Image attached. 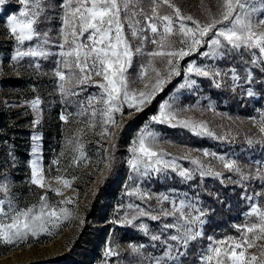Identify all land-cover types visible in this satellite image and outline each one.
<instances>
[{
  "label": "rangeland",
  "instance_id": "rangeland-1",
  "mask_svg": "<svg viewBox=\"0 0 264 264\" xmlns=\"http://www.w3.org/2000/svg\"><path fill=\"white\" fill-rule=\"evenodd\" d=\"M171 2L181 9L183 15H190L201 22L206 20L209 10L217 12V0ZM44 3L47 6L35 27L41 33L47 32L53 42L44 46L45 50L58 52L59 49L53 45L59 42L63 15L61 0H44ZM140 6L147 9L148 0H142ZM256 6L259 8V3ZM23 7L21 0H5L0 5V117L6 130L18 136L20 148L3 152L0 181L7 178L8 197L18 208L39 207L41 195H46L49 205L72 209L74 217L70 222L62 223L58 232L54 230L53 236L41 234L39 238L29 237L15 246L0 244V264H156L157 260L161 264H186L190 251L193 252L190 258L197 257L201 263V254L213 241L241 237L243 224L245 226L240 221L242 217L248 214L254 216V220L246 217L247 224L257 221L258 217L252 214V209L259 206L264 211V200L260 197L261 192L264 194V142L260 132L264 125V55L259 54L258 50L229 49L223 56L211 57L202 55L211 51L206 43L198 46L197 51L177 59L180 74L173 75L143 111L135 112L125 105V115L119 118L115 135L105 140L100 135L99 124L95 129L89 128L85 123L88 117L77 115L82 102L87 107L85 98L98 93V88L88 83L80 86L85 90L79 95L62 96L55 75L58 56L13 59L18 48L27 50L38 43L34 38L20 45L10 34L7 22L12 16L19 17ZM158 11L170 10L162 6ZM136 19L140 20L139 27L146 26L143 17ZM185 23L191 26L190 22ZM158 27L162 32V26ZM176 28L178 24L174 25V30ZM124 35L133 49L140 43L138 38L131 36L126 22ZM145 35L148 39L143 42V52L147 53L155 50L157 45L151 43L153 34L150 30L138 33V36ZM87 37L88 33H84L81 38L86 44L89 43ZM170 39L176 42L178 48L184 47L179 43L178 34ZM208 39L205 37V41ZM147 60L145 55L133 56L127 72L129 79L139 75L141 66ZM152 60L153 66L162 75L165 74L167 68L161 58ZM190 63L195 67H211L220 75L189 73L186 69ZM145 79L154 81L155 73L149 69ZM37 98L41 103L38 110H33L31 102ZM163 104L172 106L177 114L176 120L158 123L152 119L159 117ZM129 111L134 114L127 115ZM62 115L67 116V123L61 119ZM36 118L39 119L38 124L34 123ZM185 120L190 124L206 125L214 135L195 134L190 127L183 126ZM145 130H151L160 137L159 148L168 153L165 160L175 158L177 171L167 168L155 172L142 166L134 171L131 168L133 141ZM33 136L40 139L33 140ZM73 137L79 140V151L85 157L78 165L71 161L79 155V151L75 150V145L66 143ZM249 140L253 142L249 143ZM34 148L39 151L34 153ZM22 149L25 156L21 154ZM205 152L209 155L205 156ZM211 154L235 160L244 178L237 172L229 171ZM105 157L110 159V164L107 161L101 163ZM33 160H38L43 169L45 188L30 182ZM192 161H199L205 168L201 169ZM209 166L212 172L219 175H202L201 172ZM179 170L189 171L191 178L181 177ZM216 178L229 189L242 191L246 195L248 208L240 219L235 218L236 223H231L239 230L235 233L228 226L222 231L206 230L209 212L197 188L200 181L206 180L211 191L217 190L213 184ZM64 179L70 181L71 187L63 185L61 181ZM56 188L61 190L62 195L51 190ZM204 192L212 194L210 191ZM141 194L145 198L142 199ZM163 196H167L168 200H158ZM69 199L74 203H60ZM170 201H175L177 206L180 202L188 205L184 209L185 214H202L203 223L192 225L193 231L200 235L190 240L187 248L180 249L182 255L175 251L178 247L176 242L169 239L177 234L176 230L164 227L165 224L175 223L176 217L161 214L162 211L171 210ZM140 210L149 214L141 215ZM152 216L158 218L152 219ZM153 236L159 239L153 240ZM203 239H206L203 247L191 245ZM256 244H264V239L256 241ZM168 245L173 246L170 255ZM108 248L114 249L118 255L106 256ZM227 250L223 248V251ZM247 253L259 256V249L253 247Z\"/></svg>",
  "mask_w": 264,
  "mask_h": 264
},
{
  "label": "snow or ice",
  "instance_id": "snow-or-ice-1",
  "mask_svg": "<svg viewBox=\"0 0 264 264\" xmlns=\"http://www.w3.org/2000/svg\"><path fill=\"white\" fill-rule=\"evenodd\" d=\"M4 3L5 0H0V5ZM21 3L24 7L19 13V17L12 16L7 22L10 34L20 45L25 41H33L34 38L38 40V43L35 47H29L27 50L18 48L13 59L58 56L55 75L58 77L59 91L62 96L79 95L81 91L85 90L80 86L88 83H92L98 88L100 90L98 93L90 94L85 98L87 107H84L82 102L77 115L88 117L85 123L89 128L95 129L99 124L100 135L105 140L111 139L115 135L114 129L119 124V118L125 115V105L135 112L143 111V108L151 102L156 93L163 90L164 84L173 75L180 74L177 59L197 51L198 46L206 43L211 51H206L202 55L211 57L223 56L229 49L258 50L259 54L264 55V0H217V12L213 13L209 10L204 22L198 21L190 15H183L181 9L171 0H148L147 9L140 6L142 0H61L60 7L63 9V15L59 28V42L53 45L59 49L58 52L45 50L44 46L53 42L49 39L47 32L41 33L35 27L47 6L44 0H21ZM257 3L260 5L259 8L256 6ZM162 6H167L170 11H158ZM138 16L144 18L145 27H139L140 20L136 19ZM185 21L190 22L191 26H188ZM125 22L131 36L140 40L135 49L124 35ZM176 24H178V28L174 30ZM158 25L162 26V32ZM218 25H222V27H218ZM148 30L153 34L151 43L157 45V48L144 53L143 42L148 37L146 35L138 36V33ZM84 33H88L89 43L87 44L81 39ZM157 34H159L158 38ZM177 34L179 43L184 47L178 48L176 42L170 39L172 35ZM205 37H209V39L205 41ZM136 54L145 55L148 60L145 65L141 66L139 75L129 79L128 68ZM157 57L161 58L166 65L167 70L163 75L153 66L152 58ZM149 69L155 73L154 81L145 79ZM186 71L195 72L200 76L220 75L219 71L211 67H195L191 63ZM233 79L235 80L236 77L234 76ZM249 94L251 95V93ZM40 103L38 98L32 100L33 110H38ZM133 114V111L127 113L129 116ZM61 119L67 123V116L62 115ZM152 119L158 123H170L177 119V114L171 105L163 104L160 106L159 117ZM34 123L38 124L39 119H34ZM182 123L183 126L190 127L197 135H214L204 124L196 122L190 124L187 120ZM260 132L262 142H264V125L261 126ZM39 139V136H33V140ZM252 142L249 140V143ZM66 143L75 145L76 151L80 150L81 145L76 137L69 138ZM159 144L160 137L155 132L142 131L133 141L131 168L134 171L139 170L141 166L145 170L151 169L155 172L167 168L177 171L175 158L165 160L168 153L161 150ZM38 151V148L33 149L34 153ZM105 151H107L106 145ZM204 155L207 156L209 153L205 152ZM211 155L219 159L229 171L237 172L244 178L235 160H227L224 156L216 157L215 154ZM82 158H85L84 153L79 151V155L75 156L71 163L78 165ZM105 161L110 164L108 157H105L101 163ZM192 163L197 164L201 169L205 168L199 161H192ZM201 174L219 175V173L212 172L210 166ZM179 175L185 179L191 178V173L187 170H179ZM31 177L32 185L45 188L43 169L38 160L32 161ZM6 179L5 177L0 181V244L15 246L29 237L39 238L41 234L53 236L55 232L59 231L62 223L70 222L74 217L72 209L49 205L46 195H41L38 201L39 207L36 205L23 209L16 207L8 197L9 186ZM61 182L64 186L71 187L69 180L64 179ZM51 190L57 195H62L59 188ZM6 198L7 203H5ZM141 198H145L144 194H141ZM158 200H168V197H159ZM60 203L73 204L74 201L69 199ZM170 203L171 210L162 211L161 214L176 217L175 223L165 224L164 227L176 230L177 234L171 235L169 239L176 242L178 247L175 248V251L178 255H182L180 249L187 248L189 241L195 240L200 235L199 232L193 231L192 225L203 223L202 214L196 216H192L190 213L185 214L184 209L188 205L180 202L177 206L175 201H170ZM140 214L148 215L149 213L140 210ZM252 214L258 217L257 221L243 226L239 239L229 238L228 241H213L201 254V264H264V244H256V241L264 239V211L256 206L252 209ZM157 218L152 216V219ZM181 220L184 223H180ZM152 239L157 240L159 237L153 236ZM225 247L228 248L227 251H223ZM253 247H258L259 256L248 255L247 250ZM172 250L173 246L168 245L169 255ZM117 255L118 253L114 249L108 248L106 256ZM156 264H161V262L157 260Z\"/></svg>",
  "mask_w": 264,
  "mask_h": 264
},
{
  "label": "trees",
  "instance_id": "trees-1",
  "mask_svg": "<svg viewBox=\"0 0 264 264\" xmlns=\"http://www.w3.org/2000/svg\"><path fill=\"white\" fill-rule=\"evenodd\" d=\"M159 98H161V96ZM153 112L154 110L150 111L149 114H152ZM138 122H141V120ZM3 125L4 123L0 117V161L3 158V152H5L6 149H11L12 151L16 148L20 149L18 143L19 140L17 139L18 136L13 135L12 132H8ZM21 154L23 156L26 155L23 149ZM1 169H3V167L0 162V170ZM213 184L214 187L217 188V190L211 191L207 185L206 180L200 181L197 188V192L200 194L204 206H206L205 208H207L209 212V223L206 226V230H208L209 232L213 230L222 231L224 227L228 226V229L232 233H235L236 231H239L232 226L234 223H236L235 218L239 217L240 219V215H242V213L246 210V207L248 208V206H246V195L242 191H233L229 189L228 186L221 183L217 178L213 181ZM204 191H210L212 194L207 195ZM260 197L262 198V200H264V194L262 192ZM246 217H250L254 220V216L250 214L245 215L244 217H242V219H240V221L242 223H245V225H247L246 222H248V220H246ZM205 243L206 239H203L192 242L191 245L195 244L198 248H201L205 245ZM191 254H193V252L190 251V255L186 259V264H196V262L197 264H201L199 263L197 257L190 258Z\"/></svg>",
  "mask_w": 264,
  "mask_h": 264
}]
</instances>
